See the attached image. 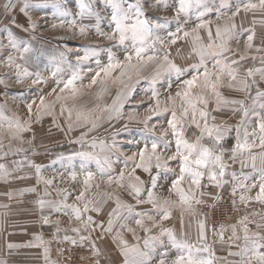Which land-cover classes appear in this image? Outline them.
<instances>
[{
	"label": "snow or ice",
	"instance_id": "snow-or-ice-1",
	"mask_svg": "<svg viewBox=\"0 0 264 264\" xmlns=\"http://www.w3.org/2000/svg\"><path fill=\"white\" fill-rule=\"evenodd\" d=\"M157 4H163L165 8L169 5L165 0H156ZM202 0H176L174 16L178 23L181 20L190 18L193 9L202 7ZM30 5L27 0H23L20 12L28 14ZM58 12L54 13L59 22L53 23L52 28H64L78 32L82 37L88 35L89 25L83 23L85 18L101 16L100 9H105L109 13V21L113 25L110 32H104L98 25L95 26V32L98 36L109 41H114L118 45H125V56L121 60L114 54H109L108 62L104 65L97 60L98 71L92 76L87 85L83 84V75L81 74V65L90 61L97 56L98 45L86 44L83 46V55L76 53L75 64L70 66L73 68L70 76L66 80L56 81V86L48 93V96H40L39 104L33 100L27 104L29 119L22 122L15 115L9 116L3 108H0V160H4L9 156H16L23 153L24 158L21 160H13L14 168L12 172L22 170L28 166L35 170L37 183H43L44 194L36 203L41 209L48 207L54 213L67 214L71 213L79 225L71 228L74 235H64L63 240L72 243H83L91 241V232L97 228L102 233H111L114 227L118 225L120 230H127L136 235V229L131 227L127 221L134 220V223L142 229L147 235L143 238V247L139 243L129 246L128 241L123 239L122 231L117 230L115 239L121 246V250L126 257V264H215L213 249L208 243L207 226L204 220L197 219V237L195 242H190L186 237L177 239L173 229L163 228L161 222L168 220L172 215L174 208H179L181 215L197 216L195 205L202 203L200 197L205 193L200 191L202 181L207 178L210 184L222 188L230 181L225 177L230 176L235 183L232 192L235 195L237 189L243 192H251L252 189L258 187V191L254 196L241 194L239 200L245 204L256 201L264 204V89H261L257 81L264 82V55L260 56V67H248L243 76L240 75V65L242 61L249 58L250 50L256 52H264V47L254 46L256 39V31L254 28L247 29L246 41L243 50L239 47L233 49L230 45L233 40L239 42V34L235 31L237 24L235 18L242 12L247 14L253 13V23H256L255 15L259 13L264 17V0H238L233 8L227 4H221L222 8H228L230 15L218 12L217 18H224V24H217L215 27V36L219 38V43L212 40V29L209 27V21L202 18L206 14L199 11L197 19L201 22L197 23L191 30H184L177 27L175 32L168 33V43L175 44L177 40L182 38H192L193 51L198 53L200 63L192 65L187 72L178 67L169 59V53L166 47L163 48V57L161 58L156 45L163 47L166 43L165 39L156 36L151 39L153 32L165 27L168 22L167 17H163L165 24H161L158 20H150L145 15L144 0H78V11L73 14L65 5L58 4ZM17 8V0H6L3 4L5 14L14 13ZM71 17V18H70ZM70 18V19H69ZM30 28L35 30L36 21L29 17ZM13 23L15 20L13 19ZM264 24V19L259 21ZM207 28L208 37L211 43L205 45L199 34V29ZM182 33V35H181ZM151 41V42H149ZM8 46L12 50L19 53V57L8 55L5 60V66L14 67L17 71L16 79L23 82L25 78L36 76L33 84L41 83L44 78L39 73H32L27 67H24L23 61L27 63V58L32 49L28 46L19 47L15 37L11 32L8 34ZM5 47L0 43V48ZM67 50V49H66ZM151 52V54H149ZM211 56L214 63L209 68L205 59ZM253 60L255 56L251 57ZM150 64L157 66V71L151 77L152 83L156 82V78L160 75L159 69H165L169 73H175L178 80L177 90L174 94H169L165 101L159 98V93L153 89L152 97H155V105L149 104L147 114L141 117L135 110L125 111V105L128 104L133 95L134 85L141 79L149 77L143 76V73ZM118 73L113 76L114 72ZM103 74V76L101 75ZM55 76L56 73H53ZM186 77V78H184ZM3 83V80H0ZM62 85V86H61ZM99 85V91L96 93V100L93 106L82 103L83 97L86 95L87 89ZM110 85H117L118 90L112 98L111 103H100L105 94L109 90ZM171 87V85H169ZM236 89L246 94L245 99H231L226 97L222 92V88ZM253 91L255 95L253 96ZM250 101V103L248 102ZM36 105L37 114L36 121L43 116H52L54 123L58 117H64L66 120L67 131L71 132L74 128L86 129L82 131L71 143H78L84 148V142L89 134L96 131L103 124L115 128V124L121 120L128 123L133 121L140 123L144 129L152 133L153 138L150 142H143V146L139 147L138 152L132 153L131 156H124L123 168L116 173L113 167L114 161L110 159L112 154H116L119 158L122 155L120 143L116 136L119 135L120 129H117L111 136V143L107 140H100L92 137L88 140V151H74L67 157L63 154L59 159H66L69 171L68 176L71 181H77L78 173L75 170L72 161L75 158H81L80 168L83 172V178L80 181L81 187L69 191L67 188L56 187V193L60 197L58 200L45 199L51 193L48 187L54 185L55 177L46 178L42 175V168L28 159V149L22 146H16V142L20 145L25 143L31 144V141L23 139V133L30 131L33 123V106ZM210 105L212 107L210 108ZM57 106L59 111L57 112ZM231 107L233 112H242L241 125L228 126L224 123H216V117L213 112H219L223 108ZM259 108V111H257ZM162 113H169L170 118L167 119V128L161 127L157 132V124L150 123L154 117L160 116ZM255 117L258 125L249 131V118ZM128 123L123 125V130H127ZM195 127L199 130L194 140H189L185 136V129ZM243 126V127H242ZM57 127H60L57 124ZM258 129V130H257ZM235 131V144L230 150L229 159L233 162L237 160L243 167L245 159L252 163L254 169L258 171L259 183L250 176H238L235 171L229 172V164L225 160V152L222 141L226 135ZM169 135L173 139H169ZM7 140V143L5 142ZM205 140L208 142L205 143ZM137 146L140 141H133ZM174 144L175 150L172 151ZM259 148L257 154H253V149ZM99 149V151H96ZM170 153V154H168ZM259 159L260 166L256 168V161ZM95 161L97 171L93 172L88 169V163ZM170 162L178 165L177 169L170 167ZM134 165L128 170L129 164ZM143 169L149 173V181L147 185L139 176L136 175V169ZM153 169L155 174L153 175ZM8 165L0 163V178L7 179L12 175ZM162 173H172L175 178L171 180L168 188V195L159 194L162 185L159 183ZM61 182H63L64 174L60 173ZM187 177V180H186ZM23 179L24 177H16ZM252 179V183L247 181ZM101 183L108 188L115 186L113 191H97L92 189H100ZM127 189L135 198L136 204L150 203L153 205L152 211L155 215L148 212H137L133 204L127 203L118 195V190ZM35 187L20 190L22 195L24 192H36ZM75 193V199L72 203L68 200ZM11 196L13 193H5ZM175 196L176 199L172 197ZM146 197V199H145ZM219 199V197H216ZM109 200H114L115 207L108 213L107 221H95L89 212H100L102 206ZM235 203V201H233ZM7 207V205H4ZM264 220V217L261 218ZM148 221L149 223H146ZM44 224H54L57 237L68 229H61L60 221H52L48 216L43 217ZM250 221L247 216L242 217L237 224L230 225V240L235 242L240 240L238 234V225L242 229V245L237 244V251L229 252L230 256L238 257L235 262L229 264H264V223L256 224L257 231H251L248 227ZM153 228H159L158 234H153ZM225 225L219 226L218 235L223 241ZM88 233L83 235L82 233ZM213 234H217V229L213 227ZM169 241L165 244L164 239ZM37 239H42L37 237ZM139 241L141 238L136 236ZM95 248V242L91 241ZM31 246V243L29 244ZM8 247L16 248L19 245L9 244ZM157 248L164 249L163 252H157ZM169 248L174 249L176 255L170 261L167 259ZM49 249L45 247V258L47 259ZM98 253L99 249H95ZM2 264V262H0Z\"/></svg>",
	"mask_w": 264,
	"mask_h": 264
},
{
	"label": "rangeland",
	"instance_id": "rangeland-1",
	"mask_svg": "<svg viewBox=\"0 0 264 264\" xmlns=\"http://www.w3.org/2000/svg\"><path fill=\"white\" fill-rule=\"evenodd\" d=\"M5 2L6 0H0V43L5 45V47L0 48V80H3V83H0V108H3L7 115H15L22 122L29 119L27 104L35 100L38 105L39 97H47L52 88L56 86V81L61 79L66 80L70 76L73 71L70 62L71 65L75 64L76 53L83 55L84 45L93 44L99 46L97 48V56L81 65V74L83 75L84 85H87L92 76L95 75V72L99 70L96 64L97 60L100 61L101 65H104L108 62L109 54H114L121 60L125 56V48L129 46L128 42H126L125 45H118L114 41H109L98 36L95 32L96 25H98L104 32H110L113 28V25L108 18L109 13L105 9H100L101 16L99 18L88 17L84 19L83 23L89 25V31L87 36L82 37L78 32L69 30L67 27H57L55 29L51 27L53 23L59 22L58 18L53 15L58 12L56 6L58 4H63L70 12L75 14L78 11V0H27L30 5L27 15L20 12L23 0H17V8L14 13L11 14L4 13L3 4ZM165 2L169 5L167 8H165L162 3L157 4L156 0H144L145 15L147 18L150 20H158L161 24H165L164 19H162L163 17L169 18L164 28L153 32L151 39H155L156 36L165 39L166 43L163 47L159 44L156 45L157 49L160 50L159 54L161 58L163 57V48L166 47L169 53V59L187 72L192 65L200 63L198 53L193 51L192 38H182L177 40L175 44H171L168 43V33L175 32L177 27H182L184 30H191V28L195 27L197 23L201 22L200 19H197L198 12L204 11L206 14L202 19L210 22L209 27L212 29L213 33L212 40L219 43V38L215 36V27L217 24L222 26L225 21L223 17L218 19L217 13L221 12L230 15L228 8H222L221 4L230 5L234 10L238 0H202L203 6L198 10L193 9L190 18L181 20L179 23L175 19H172L174 16L176 0H165ZM253 2H256V0H253ZM29 17L37 23L35 30L30 28ZM13 19L15 20V23H13ZM253 19L254 16L251 12L247 14L242 12L235 18V23L237 24L235 31L239 34V42L236 40L231 42L230 46L233 49L239 47L243 50L246 35L248 34L247 29L249 28H254L256 31L254 46L264 47V24L259 23L264 17L257 13L255 15V24L253 23ZM9 32L13 34L21 50L25 46L32 49V52L28 55L27 63H24L23 61L18 62L23 63L24 67H27L30 72L34 74L39 73L40 76L44 78L41 83L33 84L32 81L36 79L35 75L25 78L23 82H18L16 79V69L14 67L10 68L5 66V60L8 55L19 57V53L8 46ZM199 34L202 38L203 44L207 45L212 42L209 40L207 28L199 29ZM149 54H151V52ZM262 55H264V52L250 50L249 58L241 62L240 75L243 76L248 67H260L261 64L259 57ZM252 56H255L256 59L253 60L251 58ZM205 63H207L209 68H212L214 61L211 56H207ZM157 70L155 64H150L145 70L143 76L149 78L141 79L134 85L133 95L128 104L125 105L126 112L135 110L141 117L146 115L149 104L153 106L155 105V97H152L153 89L159 93V98L162 101H165L169 94H174L176 92L178 85L176 75L175 73H169L165 69H159L160 75L156 78V82L154 84L152 83L151 77ZM53 73H56V75L54 76ZM117 73L118 70L113 73V76ZM101 75L103 76V74ZM256 79L260 84L261 89H264V82L259 81L258 76ZM169 85H171V87H169ZM117 90V85H110L108 92L99 102L110 104ZM98 91L99 85L93 86L92 89H87L82 103L88 106H93V101L96 100V93ZM221 92L231 99L246 98L244 92L236 89L225 87L221 89ZM254 95L255 92L253 91V96ZM248 102L250 103V101ZM211 107L212 105H210V108ZM58 111L59 106H57V112ZM257 111H259V108H257ZM36 114L37 108L36 105H34L32 114L33 123L31 124L30 131H26L22 134L23 139L25 141H31V144L25 143L20 145L19 142H16V146H22L28 149V159L41 166L42 175L44 177H55L54 185L48 187V191L51 195L44 197L45 199H60L56 193V187L67 188L69 191L81 187L80 181L83 178V172L80 168L81 158L77 157L72 161L78 176L77 181H71L68 173L72 169L68 167L69 162L66 159L58 158L61 154L67 157L74 151L91 150L88 148L87 143L92 137H96L100 140H107L110 144V136L117 129H120L119 135L116 136V139L120 143L122 155H120L119 158L116 154L110 156V159L114 161L113 167L115 168L116 173H118L123 168L124 156H131L132 153L138 152L139 147L143 146V142H150L153 138L152 133L146 131L142 124L135 121L128 123L126 120H121L115 124V128L109 127L108 124H103L96 131L90 133L89 137L84 142V148H81L80 144L71 143L70 141H74L76 137L86 129L77 127L71 132H68L64 117H58L54 123V118L47 115L43 116L39 121H36ZM212 115L216 117V123H224L228 126L241 125L242 112H233L231 107L223 108L219 112H213ZM261 115H264V112H262ZM168 118H170L169 113H162L160 116L154 117L150 123H156L157 132H159L161 127H168ZM125 123H128L126 131L123 130V125ZM57 124H59L60 127H57ZM257 125L258 120L255 117H250L248 124L244 126H248L249 131H251V128ZM197 135H199V130L194 126L185 129V136L190 141L194 140ZM169 139H173L171 135H169ZM133 141H140L141 143L137 146ZM5 142L7 143V140ZM207 142L208 141L205 140V143ZM235 142V131L227 134L222 141V146L227 150L225 152V160L229 164L228 171H235L238 176H250L255 179L258 184V171L253 168L252 163L249 160L245 159L242 167L238 160L233 162L229 159L230 150ZM171 150H175L174 144ZM96 151H99V149H96ZM259 151V148H255L253 149V154H257ZM23 158L24 154L21 153L0 160V163L8 165L9 171L12 172V169L15 167L12 161L21 160ZM133 166L134 165L130 163L128 170L130 171ZM259 166L260 161L257 159L256 168L258 169ZM170 167L177 169V172L179 170L178 165L175 162H170ZM88 169L93 172L97 171L95 161H90L88 163ZM155 171L156 170L153 169V175L155 174ZM60 173L64 174L63 182H61ZM136 175L145 181V184L147 185L150 179L149 173L138 168L136 169ZM16 177L24 178L17 179ZM174 178L175 175L172 173L161 174L159 181L162 185V188L159 189L160 195H168L167 190L170 187L171 180ZM225 179H228L230 182L225 184L222 188H218L215 184H210L205 177L200 189L205 195L200 197L202 203L195 205L197 216H189L187 214L182 216L180 209L174 208L171 217L168 220L162 221L161 226L175 231L181 222L185 224L187 223L186 220H189L191 224L187 223L188 228L192 235L197 236L196 220L201 219L206 223L208 241H210L211 245L216 246V249L218 250L219 248H225V244L227 245L226 248L233 250V252L237 251L238 249L236 245H242L243 243V241L240 242L243 235L242 229L238 225V234L241 236V239L233 242L229 239L232 235L229 226L233 225L230 224L228 228H225L224 239L221 241L218 232L219 226L224 223L220 221L217 214L213 213V217L211 218L209 210H212L213 207L217 208V203H221L225 208L227 206H232L233 201H235L233 204L236 208L244 204L246 207L243 208L245 211L244 216H247L250 221L248 227L251 231H257L256 224L251 223V221L261 223V218L264 217V204L256 201H251L245 204L239 200L241 194L254 196L259 190L258 187L252 189L251 192L243 193L240 189H237L234 195L232 187L235 182L231 180L230 176L225 177ZM252 182V179L247 181L248 184H251ZM31 187H35L37 191L24 192L22 195L20 194L21 189ZM44 188L45 186L43 183H37L35 170L28 166H25L22 170L12 172V175L7 179L0 178V262H2V264H126V257L121 250V246L114 238L116 231L120 230L118 225L114 227V230L111 233H102L98 228L91 232V241L95 242V248L91 241H85L73 245L72 243L63 240L64 235H74L71 228L78 226L79 222L74 219L71 213H54L48 207L41 209L36 201L43 196ZM114 188L115 186L108 188L106 184L101 183L100 189L93 188L92 192H102L105 190L113 191ZM9 192L13 193V195H5V193ZM118 195L123 201L133 204L137 212H148L151 215H155V212L152 211V204L143 203L137 205L135 198L126 188L118 190ZM217 196L219 199L216 198ZM172 198L176 199L175 196ZM74 199L75 193L69 198L68 203H72ZM4 205H7V207H4ZM114 207V200H109L102 206L100 212L91 211L88 215H91L97 222L101 220L106 222L108 219V213L111 212ZM45 216H48L52 221L59 220L61 229H68V231H62L59 234V237H57L55 225L43 223V217ZM212 219L219 222L215 223ZM127 223L136 229V235H133L132 232H128L127 230H120L122 231L123 239L128 241L129 246L139 243V245L143 247V238L147 234L134 223V220L129 219ZM146 223L149 222L146 221ZM213 227L217 229V234H213ZM158 232L159 228H153V234H158ZM82 234L88 235L86 232ZM136 236H139L141 239L138 241ZM37 237H41L42 239H37ZM162 239H164L166 245L169 243L166 238ZM30 243L31 246H29ZM9 244L19 245V247L10 249L8 247ZM45 247L49 249L47 259L45 258ZM95 249H99V252L97 253ZM156 251L161 252L164 250L157 248ZM167 259L170 261L172 258L169 255ZM233 260H237V258H234Z\"/></svg>",
	"mask_w": 264,
	"mask_h": 264
},
{
	"label": "crops",
	"instance_id": "crops-1",
	"mask_svg": "<svg viewBox=\"0 0 264 264\" xmlns=\"http://www.w3.org/2000/svg\"><path fill=\"white\" fill-rule=\"evenodd\" d=\"M186 222L189 224H191V222H189V220H186ZM185 223L183 224L182 222L177 226V229L174 231L177 239H182V238H187L190 242H195L196 241V237L195 235H192L191 231L188 228V224ZM261 223H264V221L261 220ZM262 234H264V229H261ZM210 247L213 249L215 257L217 258L215 260V264H229V262H235L237 261L239 258L235 257V256H230L229 252H233V250L226 248L227 245L224 244L225 248H219L218 250L216 249V246L211 245L210 241H208ZM169 244V243H168ZM161 250H164L161 248ZM163 252V251H161ZM170 255V257L173 259L176 255V252L174 249L169 248V253L168 256ZM168 258V257H167ZM234 258H237V260H233ZM155 262V259H154Z\"/></svg>",
	"mask_w": 264,
	"mask_h": 264
},
{
	"label": "built area",
	"instance_id": "built-area-1",
	"mask_svg": "<svg viewBox=\"0 0 264 264\" xmlns=\"http://www.w3.org/2000/svg\"><path fill=\"white\" fill-rule=\"evenodd\" d=\"M217 208L213 207L212 210H209V214L211 218L213 217V213L217 214L220 218V221L224 223L225 228H228L230 224H237V222L244 217V210L243 208H246L244 204L242 206H239L236 208L234 204L232 203V206H227L226 208L220 204L217 203ZM213 222L218 223L219 221H215L212 219ZM243 240L241 239L240 242Z\"/></svg>",
	"mask_w": 264,
	"mask_h": 264
}]
</instances>
